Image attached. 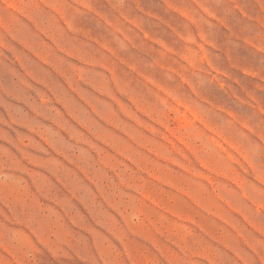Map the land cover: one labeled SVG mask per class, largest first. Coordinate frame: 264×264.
<instances>
[{
    "label": "rangeland",
    "instance_id": "1",
    "mask_svg": "<svg viewBox=\"0 0 264 264\" xmlns=\"http://www.w3.org/2000/svg\"><path fill=\"white\" fill-rule=\"evenodd\" d=\"M0 264H264V0H0Z\"/></svg>",
    "mask_w": 264,
    "mask_h": 264
}]
</instances>
